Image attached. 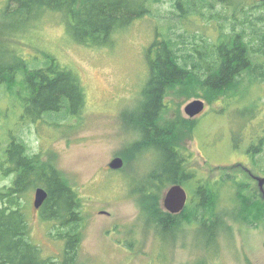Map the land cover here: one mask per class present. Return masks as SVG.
Returning a JSON list of instances; mask_svg holds the SVG:
<instances>
[{
	"label": "rangeland",
	"instance_id": "374dc122",
	"mask_svg": "<svg viewBox=\"0 0 264 264\" xmlns=\"http://www.w3.org/2000/svg\"><path fill=\"white\" fill-rule=\"evenodd\" d=\"M139 1L142 0H134ZM174 1H156L151 11L136 19L128 29L122 26L121 32L90 40L88 45L79 43L72 30H68L62 22L63 14H51L47 17L49 21L37 27H20L19 49L23 58L43 63L46 55L51 54L59 66L75 76L84 104L79 114H48L34 122L28 118L19 122L24 109L18 94H1L6 88L0 87V139H3L0 152L7 145L5 139L9 133H17L30 153L40 154L42 163L55 165L78 192L85 216L80 264H264V221H256V210L245 218L234 217L228 211L235 205L234 198H224L225 206L220 201L219 208L229 214L220 217L216 246L206 226L190 223L186 217L176 228H161L151 212L145 211L147 204L139 200L140 193L146 191L143 189L152 186V178L163 170L160 150L137 144L143 138L138 121L149 102L147 51L156 37L155 29L162 28L163 33L169 13L175 12ZM143 9L144 6H134L136 12ZM200 23L194 24L191 31H202L200 26L204 28V24ZM209 29L215 33L213 25ZM0 48L9 52L11 45L2 41ZM260 89L254 84L251 93L258 96ZM196 98L206 102V109L195 119L198 125L195 132L188 131L180 142L184 167L195 176L196 185L205 186L219 179L224 173L222 169L231 171L232 165L241 163L243 167L239 165L231 173L241 182L249 183L246 194L256 195L260 205L264 195L243 169L249 167L259 173L245 153L248 143L245 145L244 139L249 129H243L247 117L244 107L252 104H238L236 98L226 103L222 96L209 101L203 92L189 96L173 88L166 99L170 107L162 111L161 121H188L184 107ZM220 99L224 101L221 103ZM261 102L264 103V98ZM251 107L247 108L248 112ZM259 109L254 123L252 120L254 135L258 128H264V104ZM233 136L244 139L233 143ZM117 156L123 158L124 165L112 170L108 164ZM1 174L0 186L11 185V177L2 179ZM170 185L160 191L153 190L156 198L147 197V201L158 202L166 211L163 199ZM34 195L35 188L30 192L32 237L46 254L59 255L62 241L50 236V224L37 213ZM209 217L214 219L212 215Z\"/></svg>",
	"mask_w": 264,
	"mask_h": 264
},
{
	"label": "trees",
	"instance_id": "16d2710c",
	"mask_svg": "<svg viewBox=\"0 0 264 264\" xmlns=\"http://www.w3.org/2000/svg\"><path fill=\"white\" fill-rule=\"evenodd\" d=\"M156 1L0 0V42L11 45L9 52L0 48V87L6 88L1 94H18L24 109L19 122L22 118L34 122L48 114H79L84 104L75 76L59 66L51 54L46 55L43 63L23 58L19 49L21 26L37 27L49 21L47 17L51 14H63L62 22L68 30H72L79 43L88 45L90 40L121 32L122 26L128 29L136 19L150 12ZM174 3L175 12L169 13L164 22L167 24L164 32L162 28L155 29L156 37L147 51L149 102L138 121L143 138L137 144L159 149L163 170L155 175L152 186L143 189L146 191L140 193L139 200L147 204L145 211L151 212L161 228H176L186 217L190 223L206 226L216 246L223 214H229L230 210L234 217L245 218L256 210V221L262 222L264 202L258 205L256 195L246 194L249 183L229 178L228 174L205 186L196 185L197 179L191 172L182 174L185 159L179 151L180 142L188 131L195 132L197 120L162 122L163 99L165 93L176 88L189 96L203 92L209 101L222 96L226 103L235 98L238 104L251 103L249 112L250 107H244L247 117L243 129H249L248 136L246 139L233 136V143L244 139L245 145L248 143L245 153L250 154L256 170L264 174V128H258L256 135L252 132L253 118H257L256 113L264 104L261 102L264 98V2L176 0ZM134 6H144V9L136 12ZM200 22L204 24V28L200 26L202 31H191ZM211 25L215 33L210 31ZM254 84L261 88L258 96L251 93ZM8 137L6 147L0 152L1 177L10 176L12 182L0 186V264H80L85 216L78 192L55 165L42 163L40 154L30 153L17 133L10 132ZM172 183L182 184L192 195L181 216L163 211L158 202L147 201V197L156 198L153 190L160 191ZM37 187L48 191L39 216L50 224V236L62 241L59 255L46 254L32 237L30 192ZM224 198H234L233 209L219 208L220 201L225 206Z\"/></svg>",
	"mask_w": 264,
	"mask_h": 264
},
{
	"label": "water",
	"instance_id": "95a60500",
	"mask_svg": "<svg viewBox=\"0 0 264 264\" xmlns=\"http://www.w3.org/2000/svg\"><path fill=\"white\" fill-rule=\"evenodd\" d=\"M264 2V0H259ZM205 109V102L202 99H194L188 102L184 111L185 114L194 118L201 114ZM124 165V160L122 157L117 156L111 160L108 164L109 168L112 170H118ZM256 179L260 182V186L264 185V177L256 176ZM48 197V191L44 187H37L34 195V207L40 208ZM187 191L180 184L172 185L165 193L163 199V206L167 212L172 214L180 213L184 210L187 202Z\"/></svg>",
	"mask_w": 264,
	"mask_h": 264
},
{
	"label": "flooded vegetation",
	"instance_id": "af4514ba",
	"mask_svg": "<svg viewBox=\"0 0 264 264\" xmlns=\"http://www.w3.org/2000/svg\"><path fill=\"white\" fill-rule=\"evenodd\" d=\"M168 97H170V92H167V93H165L164 94V108H169L170 107V101L169 100H166ZM196 99H199V98H196ZM222 99H224V98H222ZM222 99H220L221 100V103L224 101V100H222ZM203 100V99H202ZM219 100V101H220ZM204 101V100H203ZM205 102V101H204ZM205 109H206V102H205ZM205 109H204V111H205ZM203 111V112H204ZM203 112L201 113V114H199L198 116H196V117H194V118H192L193 120H195L196 118H199L202 114H203ZM190 118V117H189ZM191 119V118H190ZM156 125H157V120H156V123H155ZM233 139V138H232ZM246 155H249V157H250V154H246ZM250 159H251V157H250ZM241 166V167H243V165L241 164V163H238V164H234V165H232L234 168H233V170H226V169H222L223 171H224V173L220 176V178L224 175V174H228V176H229V178H236L237 180H239V177L237 176V175H235V174H232L231 172L232 171H234V169H235V167H238V166ZM239 166V167H240ZM254 166V165H253ZM244 169V171H247V173L250 175V177L253 179V180H255L256 182H257V185H258V188H259V190H260V192L264 195V185L263 186H260V182L256 179V176H260V177H264V174H262V173H258V174H256L255 172H253V170L252 169H250L249 167H245V168H243ZM258 171V170H257ZM186 172V174H187V172H189V171H187V169L185 168L183 171H182V174H184ZM259 172V171H258ZM13 176H14V174H13ZM153 179V181H154V178H152ZM240 181V180H239ZM245 183H247V182H245ZM174 184H180V183H172L171 185H170V187L172 186V185H174ZM248 184V183H247ZM180 185H182V184H180ZM183 186V185H182ZM169 187V188H170ZM184 187V189L187 191V195H188V198H187V202H186V205H187V203H188V201L191 199V197H192V195H191V193L186 189V187L185 186H183ZM43 206V205H42ZM41 206V207H42ZM40 207V208H41ZM186 207V206H185ZM40 208H36V211H37V213H39V209ZM185 209V208H184ZM170 213V212H169ZM181 213V212H180ZM180 213H177L176 215H179ZM170 214H172V213H170ZM172 215H175V214H172Z\"/></svg>",
	"mask_w": 264,
	"mask_h": 264
}]
</instances>
